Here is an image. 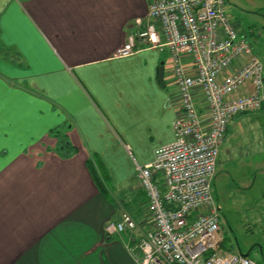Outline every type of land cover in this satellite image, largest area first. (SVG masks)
Returning <instances> with one entry per match:
<instances>
[{
  "label": "crops",
  "instance_id": "crops-1",
  "mask_svg": "<svg viewBox=\"0 0 264 264\" xmlns=\"http://www.w3.org/2000/svg\"><path fill=\"white\" fill-rule=\"evenodd\" d=\"M153 1L0 0V264H139V233L105 227L125 210L149 223L128 148L147 164L175 138L165 52L115 57Z\"/></svg>",
  "mask_w": 264,
  "mask_h": 264
},
{
  "label": "built area",
  "instance_id": "built-area-1",
  "mask_svg": "<svg viewBox=\"0 0 264 264\" xmlns=\"http://www.w3.org/2000/svg\"><path fill=\"white\" fill-rule=\"evenodd\" d=\"M225 4L155 0L146 17L136 19L142 27L115 53L167 52L179 104L175 138L155 150L152 162L139 163L128 148L151 226L144 230L125 210L105 227L108 237L139 233L128 244L139 264H258L222 246L221 207L212 191L230 123L264 106V65Z\"/></svg>",
  "mask_w": 264,
  "mask_h": 264
},
{
  "label": "rangeland",
  "instance_id": "rangeland-1",
  "mask_svg": "<svg viewBox=\"0 0 264 264\" xmlns=\"http://www.w3.org/2000/svg\"><path fill=\"white\" fill-rule=\"evenodd\" d=\"M225 9L264 65V0H226ZM162 56L163 80L170 93L175 94L171 57L167 52ZM212 191L221 207L226 248L249 252L250 258L264 264V106L231 122ZM140 226L146 230L151 223Z\"/></svg>",
  "mask_w": 264,
  "mask_h": 264
},
{
  "label": "trees",
  "instance_id": "trees-1",
  "mask_svg": "<svg viewBox=\"0 0 264 264\" xmlns=\"http://www.w3.org/2000/svg\"><path fill=\"white\" fill-rule=\"evenodd\" d=\"M247 114V113H246ZM245 115V114H244ZM52 135L57 139V146L55 151L64 159H69L77 153V148L70 142L67 135L60 131V129L54 130ZM98 180H103L101 176L98 175ZM226 237L222 241V246L226 248ZM228 249V248H227Z\"/></svg>",
  "mask_w": 264,
  "mask_h": 264
},
{
  "label": "water",
  "instance_id": "water-1",
  "mask_svg": "<svg viewBox=\"0 0 264 264\" xmlns=\"http://www.w3.org/2000/svg\"><path fill=\"white\" fill-rule=\"evenodd\" d=\"M159 77H160V80H161L162 84L165 85V82H164V80H163V78H164V66H161V67H160V74H159ZM242 254L245 255V256H248V257H249V255H250L249 252H248V253H242Z\"/></svg>",
  "mask_w": 264,
  "mask_h": 264
}]
</instances>
